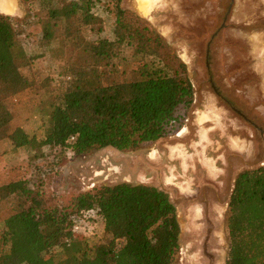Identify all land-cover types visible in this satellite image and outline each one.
<instances>
[{
	"label": "rangeland",
	"instance_id": "rangeland-1",
	"mask_svg": "<svg viewBox=\"0 0 264 264\" xmlns=\"http://www.w3.org/2000/svg\"><path fill=\"white\" fill-rule=\"evenodd\" d=\"M14 1L16 11L9 15L25 21L21 41L31 62L22 72L31 86L6 103L14 116L10 129L20 128L35 140L19 147L12 138L0 140V185L25 179L43 190L51 205L104 185L155 186L169 193L178 210L176 264H226V218L235 178L264 166V0H156L148 15L139 0H120L124 10L162 35L185 62L194 101L182 124L156 141L133 150L106 147L80 155L39 146L50 125L51 103L65 88L58 76L65 75L79 52L75 37H66L65 19L47 16L48 4L60 6L62 0ZM111 4L92 0L90 12L98 20L80 28L84 38L115 39ZM79 18L81 12L73 19V31ZM48 20L53 37L45 40L42 29ZM131 60L126 47L109 77L139 78L138 72L132 74ZM210 78L249 120L215 92ZM13 202L0 207V232ZM78 235L90 250L111 238L101 226L97 233ZM56 252L58 258L64 255L60 248Z\"/></svg>",
	"mask_w": 264,
	"mask_h": 264
},
{
	"label": "trees",
	"instance_id": "trees-1",
	"mask_svg": "<svg viewBox=\"0 0 264 264\" xmlns=\"http://www.w3.org/2000/svg\"><path fill=\"white\" fill-rule=\"evenodd\" d=\"M53 2L55 0H42ZM116 17L115 39L89 40L80 33L93 25L92 0L46 7L49 19L64 18L66 37H75L78 54L69 64L65 88L51 103L50 125L39 146L73 155L114 147L133 150L180 126L194 101L187 65L144 20L110 0ZM81 12L79 28L73 19ZM24 19L0 12V140L25 146L30 138L10 129L14 116L6 99L31 86L22 68L31 62L22 41ZM43 39L53 37L49 20ZM131 49L132 74L110 78L114 60ZM125 59V57H122ZM126 69L123 70V75ZM10 199L0 232V264H176L181 232L177 208L168 192L147 184L121 182L82 192L51 205L41 189L25 179L0 185V207ZM88 212L95 233L111 236L92 250L73 231ZM226 264H264V166L240 172L228 204ZM64 255H57L56 249Z\"/></svg>",
	"mask_w": 264,
	"mask_h": 264
},
{
	"label": "bare ground",
	"instance_id": "bare-ground-1",
	"mask_svg": "<svg viewBox=\"0 0 264 264\" xmlns=\"http://www.w3.org/2000/svg\"><path fill=\"white\" fill-rule=\"evenodd\" d=\"M156 0H139V7L145 15H148ZM16 11V4L14 0H0V12L7 14H14Z\"/></svg>",
	"mask_w": 264,
	"mask_h": 264
},
{
	"label": "built area",
	"instance_id": "built-area-1",
	"mask_svg": "<svg viewBox=\"0 0 264 264\" xmlns=\"http://www.w3.org/2000/svg\"><path fill=\"white\" fill-rule=\"evenodd\" d=\"M85 218L89 219L88 212H85L81 218L76 220V222L73 226V231L76 234H82V233L84 235H87V233L94 234L95 225L91 221H89L90 222L89 223Z\"/></svg>",
	"mask_w": 264,
	"mask_h": 264
},
{
	"label": "flooded vegetation",
	"instance_id": "flooded-vegetation-1",
	"mask_svg": "<svg viewBox=\"0 0 264 264\" xmlns=\"http://www.w3.org/2000/svg\"><path fill=\"white\" fill-rule=\"evenodd\" d=\"M2 13V12H1ZM210 81H211V83H212V86H213V88H214V90H215V92L219 95V96H221V98H223L231 107H232V109L233 110H235L238 114H240L241 116H243L244 118H246L247 120H249L246 116H245V114L239 109V108H237V107H235V106H233V104H232V101H230L228 98H226L225 96H222V94L219 92V89L215 86V84H214V82H213V78H210ZM238 176V175H237ZM236 179V178H235ZM234 183H235V181H234ZM234 188V187H233ZM163 190V189H162ZM233 191V190H232ZM232 193V192H231ZM231 196V195H230ZM230 201V200H229ZM174 203V202H173ZM175 204V203H174ZM229 204V203H228ZM176 206V205H175ZM177 208V207H176ZM178 211V210H177ZM180 237V236H179Z\"/></svg>",
	"mask_w": 264,
	"mask_h": 264
}]
</instances>
